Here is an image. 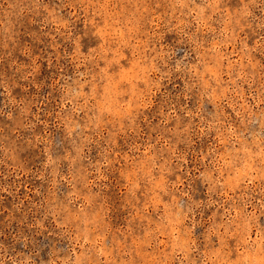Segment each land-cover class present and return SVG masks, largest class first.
<instances>
[{"label":"rangeland","instance_id":"rangeland-1","mask_svg":"<svg viewBox=\"0 0 264 264\" xmlns=\"http://www.w3.org/2000/svg\"><path fill=\"white\" fill-rule=\"evenodd\" d=\"M264 0H0V264H262Z\"/></svg>","mask_w":264,"mask_h":264},{"label":"snow or ice","instance_id":"snow-or-ice-1","mask_svg":"<svg viewBox=\"0 0 264 264\" xmlns=\"http://www.w3.org/2000/svg\"><path fill=\"white\" fill-rule=\"evenodd\" d=\"M262 264H264V261H262Z\"/></svg>","mask_w":264,"mask_h":264}]
</instances>
